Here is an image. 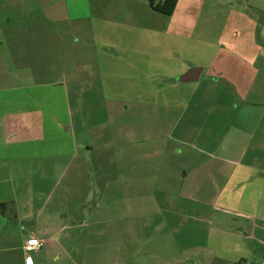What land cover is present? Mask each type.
Listing matches in <instances>:
<instances>
[{
    "label": "crops",
    "instance_id": "crops-1",
    "mask_svg": "<svg viewBox=\"0 0 264 264\" xmlns=\"http://www.w3.org/2000/svg\"><path fill=\"white\" fill-rule=\"evenodd\" d=\"M251 8L179 0L168 17L148 0H0V264H264V4ZM182 44L205 61L190 119L178 114L171 128L174 143L205 147L207 160L191 168L194 188L175 165L160 182L164 199L149 198L139 140L101 198L37 194L39 167L49 171L39 185L56 171L57 186L83 148L72 95L84 105L96 89L120 86L112 80L125 82L127 104L145 105L150 80L176 87ZM233 105L241 120L226 125ZM235 135L253 141L221 140ZM122 198L137 203L100 207ZM182 199L199 206L180 209ZM31 239L43 246L26 251Z\"/></svg>",
    "mask_w": 264,
    "mask_h": 264
},
{
    "label": "rangeland",
    "instance_id": "rangeland-1",
    "mask_svg": "<svg viewBox=\"0 0 264 264\" xmlns=\"http://www.w3.org/2000/svg\"><path fill=\"white\" fill-rule=\"evenodd\" d=\"M240 4H248L250 10L255 12L254 8L251 7H255V4H264V0H240ZM184 44H182L181 49L180 72L176 74L175 78L176 87L171 89L162 80H150L147 84V93H149V100L147 101L149 102L145 105L127 104V95L129 94L125 89V82H112V80H108L107 84L120 86L118 88L102 87L96 89L97 94L95 97H87L84 105H78L76 103L77 96L72 95L73 122L75 127L78 128L77 139L83 145V148H80L79 156L68 174H59L57 186H54L56 171L51 172V181L47 185H39L40 178L44 175L47 178L49 171L41 170V166H37L39 167L35 184L37 194L41 192L46 195L53 190L52 193L60 194L63 197L65 195L67 197L70 195L87 197L88 195L97 194L98 198H101L103 184L111 178L123 176L121 174L123 170L119 169V165L126 162V152L131 149L132 157L137 155V146L135 145H139V140L142 141L143 149L147 148L148 175L145 178L147 179L146 193L149 198L155 197L158 199L160 197L161 200L164 199L160 182L162 179L168 180V177L173 176V174L166 172L168 170L172 171L175 165L177 168L184 165L183 175L187 172L190 173L189 178L182 176L183 183L186 182L185 185L182 184L184 188L189 186L194 188L191 180L193 178L191 177V168L193 165L197 167V164L204 163L207 160L206 156L200 153L201 150H205V147L194 141L181 140L174 143L171 128L175 122L174 118L178 114L179 116H185L184 121L190 119L194 108L193 91L199 86V82H203L206 76H203L202 81L192 83H181L179 77L191 68H202L201 66L205 64V61L192 54V50H189L188 46ZM197 65H200V67H197ZM173 96L177 103L165 105L164 103L168 101V98L171 100ZM197 99H200V97H196L194 100ZM161 101L164 103L162 104ZM237 108L238 106L235 105L229 108V114L224 117L223 121L226 125L231 124L233 120H237L239 124L241 119L237 117L238 112H233V109ZM143 113L144 115L147 114L146 120L141 117ZM206 115L207 113L205 117H207ZM251 122L248 121L247 124ZM132 129H134V134H131ZM242 133L243 131L240 133L235 132V134ZM222 139H224V144H235V146H240L239 142L244 139L249 142L253 141L252 137H236V135L234 137H222ZM160 148L167 152L159 154L157 150ZM169 181V185L165 187L169 188L168 192L170 194L174 193L173 188L176 185L173 183L174 180ZM20 188H23V183ZM164 191L166 197V189ZM195 198L198 199V196L195 195ZM110 203L115 204L116 209H126L129 204L135 207L137 202L122 198L115 202L103 201L100 207L106 208ZM163 203H165V210L172 209V199H167ZM192 206L198 207L199 205L184 199L180 201V209L185 210ZM72 207L73 205L68 202L67 208L71 209Z\"/></svg>",
    "mask_w": 264,
    "mask_h": 264
},
{
    "label": "trees",
    "instance_id": "trees-1",
    "mask_svg": "<svg viewBox=\"0 0 264 264\" xmlns=\"http://www.w3.org/2000/svg\"><path fill=\"white\" fill-rule=\"evenodd\" d=\"M179 0H148L150 7L165 16L171 17L174 15Z\"/></svg>",
    "mask_w": 264,
    "mask_h": 264
},
{
    "label": "water",
    "instance_id": "water-1",
    "mask_svg": "<svg viewBox=\"0 0 264 264\" xmlns=\"http://www.w3.org/2000/svg\"><path fill=\"white\" fill-rule=\"evenodd\" d=\"M201 73H202L201 68H192L179 77V82L190 83V82L198 81L201 76Z\"/></svg>",
    "mask_w": 264,
    "mask_h": 264
},
{
    "label": "built area",
    "instance_id": "built-area-1",
    "mask_svg": "<svg viewBox=\"0 0 264 264\" xmlns=\"http://www.w3.org/2000/svg\"><path fill=\"white\" fill-rule=\"evenodd\" d=\"M33 241L35 243H33ZM42 246H43V244L40 242V240L31 239V240H28V242L26 244V251L38 250ZM27 264H33V261L31 258H27Z\"/></svg>",
    "mask_w": 264,
    "mask_h": 264
},
{
    "label": "snow or ice",
    "instance_id": "snow-or-ice-1",
    "mask_svg": "<svg viewBox=\"0 0 264 264\" xmlns=\"http://www.w3.org/2000/svg\"><path fill=\"white\" fill-rule=\"evenodd\" d=\"M33 243H35V242L33 241Z\"/></svg>",
    "mask_w": 264,
    "mask_h": 264
}]
</instances>
